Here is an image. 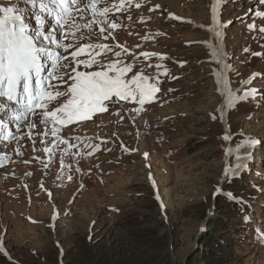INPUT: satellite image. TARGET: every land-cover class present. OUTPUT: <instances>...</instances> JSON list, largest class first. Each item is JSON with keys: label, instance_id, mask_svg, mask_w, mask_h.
<instances>
[{"label": "rangeland", "instance_id": "obj_1", "mask_svg": "<svg viewBox=\"0 0 264 264\" xmlns=\"http://www.w3.org/2000/svg\"><path fill=\"white\" fill-rule=\"evenodd\" d=\"M221 1L223 39L214 35L213 0H124L121 11L101 3L98 10L111 9L108 23L119 25L107 40L95 24L91 32L81 28L84 40L55 32L59 45L107 44L113 52L97 57L92 70L119 59L133 64L129 78L143 69L159 91L138 113L135 102L109 105L55 137L50 130L39 135L47 129L38 115L17 121L0 112V135L11 134L0 138V264H205L210 256L213 264H264V32L258 30L264 17L255 15L264 4ZM155 5L160 8L150 10ZM172 12L193 23L169 18ZM83 15L73 13L77 24L93 18ZM26 22L34 25L31 15ZM66 28L75 31L72 19ZM50 47L53 56L67 55ZM143 52L161 55L145 59ZM51 71L49 61L45 75ZM254 73L262 75L246 83ZM249 89L258 91L244 99ZM30 123L36 127L30 130ZM250 137L261 143L248 144ZM60 138L76 147L44 151ZM238 165L225 178L226 167ZM209 231L217 233V253L202 245Z\"/></svg>", "mask_w": 264, "mask_h": 264}, {"label": "snow or ice", "instance_id": "obj_2", "mask_svg": "<svg viewBox=\"0 0 264 264\" xmlns=\"http://www.w3.org/2000/svg\"><path fill=\"white\" fill-rule=\"evenodd\" d=\"M258 2L264 4V0H258ZM101 3L106 4L107 0H18L15 4L10 0L7 5L0 4V112H5L17 121L27 113L38 115L40 123L47 129L39 135L47 137L50 130L55 137L61 127L87 121L97 113L108 111L109 105L135 102L139 107L134 111L138 113L143 110L146 102H152L155 98L154 93L159 89L148 83L150 78L143 75V69L129 78L127 73L132 71L133 64H126L117 59L107 62L106 65L101 64L97 70H92L93 65L100 63L97 57L113 52L107 44L88 43L74 46L72 43H67L59 45L56 40L57 30L61 31L65 40L69 36L84 40L86 37L81 32V28L91 32L94 24L99 26L102 39L107 40L109 36H112L119 25L115 22L108 23L107 17L111 9L105 6L98 10V5ZM20 4L24 7H20ZM123 6L124 0H119V6L115 3L112 5L116 11H121ZM136 7L140 5L137 4ZM155 8H160V5H155L154 9L150 10H155ZM29 9H31L30 13ZM85 11L90 12L93 18L83 25L77 24L73 13L83 20ZM212 11L213 23L216 24L215 4ZM28 15H31L34 25L26 22ZM255 15L264 17V12L257 11ZM169 18L182 19L174 14H170ZM69 19H72L75 31L67 30L66 25ZM248 27L250 30H256L255 23L249 24ZM258 30L264 32V26ZM106 31L108 35H104ZM77 33L80 35L77 36ZM214 35L219 38L221 33L215 32ZM53 44L62 47L67 55L57 52L53 56L50 47ZM74 47L75 50L69 51ZM116 47L121 48L122 52L131 54L130 50L124 46L117 44ZM86 49L89 50L88 58L79 59L82 54H85ZM95 49H101V51L93 54ZM114 55L119 57L121 52H114ZM139 55L149 59L151 56L161 54L143 52ZM254 55H261V53H254ZM49 61L53 71L45 75V68ZM148 67H153V65L149 64ZM155 67L159 69L161 65L157 64ZM166 74L167 70L158 73L156 81L158 82L160 75ZM257 75L262 74L254 73L246 83H250ZM257 91V89L245 91L244 99L255 97ZM61 99L62 102H60ZM54 101L57 102V106L49 110V105ZM115 114L119 116V110ZM120 118L123 119V117ZM213 118L215 119V116ZM4 126L5 121L0 118V130H3ZM35 127V123L29 124L30 130ZM10 135V133L0 135V138L8 140ZM223 138L228 140L230 137L225 134ZM29 139H31V133ZM42 143L48 144L49 142L45 139ZM247 143L254 146L261 141L250 137ZM60 144L64 145L62 150L76 147L67 139L60 138L59 140L53 139L51 147H45L44 151L49 153ZM144 155L147 157L148 153ZM238 167L239 165L235 168L226 167L225 178H228L230 168L232 175H236ZM68 179L71 177L69 176ZM221 192L222 189L218 188L216 194ZM248 220L249 218L245 217V221ZM261 237L264 238V233Z\"/></svg>", "mask_w": 264, "mask_h": 264}, {"label": "trees", "instance_id": "obj_3", "mask_svg": "<svg viewBox=\"0 0 264 264\" xmlns=\"http://www.w3.org/2000/svg\"><path fill=\"white\" fill-rule=\"evenodd\" d=\"M220 202H221V200L218 201V203H220ZM245 211H246L247 214L249 212L250 215H252V216L255 214V210H253V209H246ZM221 217L223 218L225 216H221ZM222 224H223V221L220 220L217 223H214L213 227L217 228V227H219ZM213 237H217V233L209 231V232H206L205 234H202V238H203L202 245H204V247L207 248L209 251L217 253L218 250L215 249V247H219V243L220 242H218L217 240L214 241ZM200 260H201V258H199V260L195 259L194 263H197V261H200ZM203 261H204L205 264H213V262H215L217 260H216V258L214 256H210V257L206 258ZM98 263L99 262H96L95 264H98ZM103 264H111V262H104Z\"/></svg>", "mask_w": 264, "mask_h": 264}, {"label": "bare ground", "instance_id": "obj_4", "mask_svg": "<svg viewBox=\"0 0 264 264\" xmlns=\"http://www.w3.org/2000/svg\"><path fill=\"white\" fill-rule=\"evenodd\" d=\"M113 0H107V2H112ZM113 3H115L117 6H119V0H116V1H113L112 3H111V6L110 7H112V5H113ZM103 4V3H102ZM214 6V5H213ZM113 8V7H112ZM114 9V11H116L115 10V8H113ZM216 12H218L217 10H216ZM219 22V21H218ZM221 26L222 25H220L219 23H216V30H217V32H219V33H222V28H221ZM221 37V36H220ZM220 37H219V39H220ZM228 110H229V108L232 106V100H231V98H230V95H229V98H228Z\"/></svg>", "mask_w": 264, "mask_h": 264}]
</instances>
